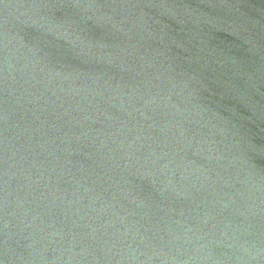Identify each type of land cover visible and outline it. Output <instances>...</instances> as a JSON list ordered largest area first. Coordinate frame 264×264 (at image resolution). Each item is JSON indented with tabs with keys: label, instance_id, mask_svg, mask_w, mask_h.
Here are the masks:
<instances>
[{
	"label": "water",
	"instance_id": "water-1",
	"mask_svg": "<svg viewBox=\"0 0 264 264\" xmlns=\"http://www.w3.org/2000/svg\"><path fill=\"white\" fill-rule=\"evenodd\" d=\"M0 264H264V0H11Z\"/></svg>",
	"mask_w": 264,
	"mask_h": 264
}]
</instances>
